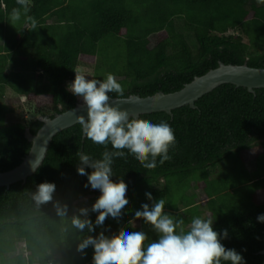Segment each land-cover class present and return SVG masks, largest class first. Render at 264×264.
<instances>
[{"label": "trees", "instance_id": "16d2710c", "mask_svg": "<svg viewBox=\"0 0 264 264\" xmlns=\"http://www.w3.org/2000/svg\"><path fill=\"white\" fill-rule=\"evenodd\" d=\"M19 7L16 0H0V173L29 153L25 132L36 135L39 118L76 106L80 97L68 83L85 69L86 58L95 61L93 79L111 73L124 88L122 97L109 93L112 98L173 93L220 63L264 69V4L257 0H29L27 15L36 29L24 15L10 21ZM35 99L42 105L35 108ZM138 119L167 122L177 144L171 159L161 165L158 157L152 170L126 149L125 158L114 159L111 179L124 181L129 200L121 217L107 218L93 232L72 225L74 216L85 218L79 210H90L101 195L84 187L78 153L99 160L113 151L86 139L76 124L56 134L24 183L0 187V264H87L94 250L82 253L78 245L101 232L111 237V230L143 231L147 245L158 234L134 219L135 212L160 198L164 211L186 228L194 217L211 219L218 234L227 230L221 239L226 249L241 254L245 264H262L264 223L257 217L264 214V89L250 93L225 84L194 107ZM43 182L55 184V192L51 202L38 203L34 196ZM57 202L67 205L66 215L57 214ZM97 215L89 211L87 218L94 224Z\"/></svg>", "mask_w": 264, "mask_h": 264}, {"label": "clouds", "instance_id": "9594fccd", "mask_svg": "<svg viewBox=\"0 0 264 264\" xmlns=\"http://www.w3.org/2000/svg\"><path fill=\"white\" fill-rule=\"evenodd\" d=\"M19 8H13L10 21L15 23L24 15L31 29H36L37 21L27 15L30 11L29 0H16ZM264 4V0H257ZM22 10V11H21ZM73 95L82 98L86 107L87 118L77 116L86 139L107 148L110 144L113 151L105 150L102 158L94 160L83 152L79 155L77 173L87 176V184L92 190H99L101 195L91 209L81 208L80 217L72 218V225L78 230L88 229L93 232L96 227L104 225L107 218H119L122 210L129 204L126 198L127 185L121 179L113 182L112 165L114 159L125 158L127 150L144 169L157 167V158L162 165L171 159L169 150L175 148L177 141L173 129L167 122L155 124L149 120L129 118L127 110L109 105V93L124 95V88L116 77L109 73L103 81L87 79L80 72L75 73L74 81L68 89ZM127 102V101H124ZM63 107V105L61 104ZM36 165L33 166L35 170ZM85 168L93 171L89 174ZM55 184L43 182L38 185L34 199L38 203L51 202ZM152 200L151 193H145ZM57 214H67V205H54ZM165 200L160 198L149 208L142 204L141 210L135 212L134 219H143L150 225L158 239L147 245V235L143 231L121 229L111 237L101 232L95 238L89 236L78 245V251L84 252L89 246L94 250L92 264H245L241 254L234 249H226L221 239L227 238V230L217 233L213 230V221L194 217L187 228L183 219H175L165 211ZM89 211L96 212L95 222L88 219ZM264 223V214L257 217Z\"/></svg>", "mask_w": 264, "mask_h": 264}, {"label": "water", "instance_id": "95a60500", "mask_svg": "<svg viewBox=\"0 0 264 264\" xmlns=\"http://www.w3.org/2000/svg\"><path fill=\"white\" fill-rule=\"evenodd\" d=\"M225 84L245 88L250 93L256 89H264V69L220 63L216 69L208 71L201 77H195L179 91L169 94L160 92L145 98L137 95H131L127 98L110 97L109 105L127 110L130 119H138L140 115L156 112H165L171 115V112L177 108L194 107L195 102L203 95ZM77 116L87 118L86 107L82 98L78 99L73 109L52 119L48 117L39 118L43 125L36 135H31L28 130L25 132L26 139L31 143L29 153L17 167L0 173V187L9 188L14 183H24L28 177L32 176L42 164L56 134L79 124L76 119ZM34 165H36L35 170H33ZM260 253L263 256L262 264H264V248Z\"/></svg>", "mask_w": 264, "mask_h": 264}, {"label": "rangeland", "instance_id": "374dc122", "mask_svg": "<svg viewBox=\"0 0 264 264\" xmlns=\"http://www.w3.org/2000/svg\"><path fill=\"white\" fill-rule=\"evenodd\" d=\"M158 39H160V38H162L163 37V35L162 34H159L158 35ZM154 40V39H153ZM97 58V57H96ZM98 60H99V58H98ZM95 63V61H94V59H90V58H86L83 62H82V69L83 68H85V69H83V70H81V69H78V72H80L81 74H83L87 79H93V73H92V67H93V72H94V66H93V64ZM72 83V82H71ZM71 83H68V85L70 86L71 85ZM24 101V100H23ZM35 102H36V105L34 106L35 108H36V106L38 105V106H41L42 105V103L43 102H41L40 100H37V99H35ZM253 156V153H245V156H246V158L247 157H250V156ZM86 202V201H85ZM111 235L113 236V235H116L112 230H111ZM87 264H92V259H91V261L90 262H88Z\"/></svg>", "mask_w": 264, "mask_h": 264}]
</instances>
